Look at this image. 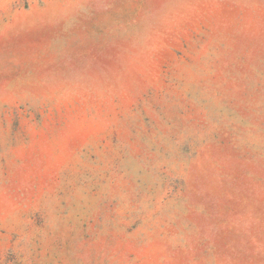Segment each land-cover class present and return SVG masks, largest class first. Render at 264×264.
I'll return each mask as SVG.
<instances>
[{"label": "rangeland", "instance_id": "1", "mask_svg": "<svg viewBox=\"0 0 264 264\" xmlns=\"http://www.w3.org/2000/svg\"><path fill=\"white\" fill-rule=\"evenodd\" d=\"M0 264H264V0H0Z\"/></svg>", "mask_w": 264, "mask_h": 264}]
</instances>
